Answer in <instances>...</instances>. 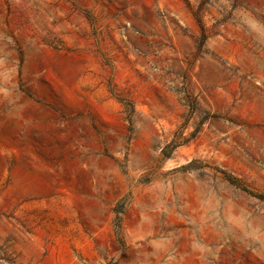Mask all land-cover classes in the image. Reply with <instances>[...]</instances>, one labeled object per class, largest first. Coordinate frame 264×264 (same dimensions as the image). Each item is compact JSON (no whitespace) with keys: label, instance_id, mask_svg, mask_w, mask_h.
Wrapping results in <instances>:
<instances>
[{"label":"rangeland","instance_id":"rangeland-1","mask_svg":"<svg viewBox=\"0 0 264 264\" xmlns=\"http://www.w3.org/2000/svg\"><path fill=\"white\" fill-rule=\"evenodd\" d=\"M0 264H264V0H0Z\"/></svg>","mask_w":264,"mask_h":264}]
</instances>
